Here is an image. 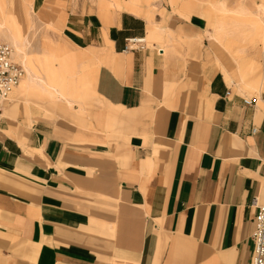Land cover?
Wrapping results in <instances>:
<instances>
[{"label": "crops", "instance_id": "0c3cea01", "mask_svg": "<svg viewBox=\"0 0 264 264\" xmlns=\"http://www.w3.org/2000/svg\"><path fill=\"white\" fill-rule=\"evenodd\" d=\"M198 7L156 27L107 0H67L59 63L28 55L21 101L0 104V264H250L264 73L259 60L240 68L251 92L207 60ZM158 32L167 41L147 45ZM129 37L145 46L125 50ZM75 57L91 73H69Z\"/></svg>", "mask_w": 264, "mask_h": 264}, {"label": "rangeland", "instance_id": "374dc122", "mask_svg": "<svg viewBox=\"0 0 264 264\" xmlns=\"http://www.w3.org/2000/svg\"><path fill=\"white\" fill-rule=\"evenodd\" d=\"M12 1L15 6L18 18L21 21L23 27V34L26 36V51L28 55L38 64L52 61L54 64H58L59 60L53 59L52 51L56 45L60 43L63 38V26L64 21L62 18V7L66 5L67 0H7ZM95 1V0H91ZM110 3L112 9L128 10L127 8L138 11L140 16L146 17L147 20L152 17V20L156 27L159 26L161 21L178 15L183 17L185 15L184 7L185 3L193 1L197 3L198 8H205V25L204 30L200 34L199 38H205V44L202 45V51L205 52L207 60L213 61L216 66L218 63L222 64L228 72L232 73L239 82L240 88H248L251 92L256 90V84L254 83L252 73H240V68H244L246 63L249 62L248 56L251 57L252 53H255L257 60L260 63V72L264 73V51L260 53L258 50L263 45L264 41V0H107ZM214 5L223 3L226 7V11H218ZM10 5V3H9ZM207 8V9H206ZM0 10L3 13L5 10V0H0ZM64 11V10H63ZM129 11V10H128ZM235 11V12H234ZM6 12V10H5ZM5 12L3 22L6 23L14 31L13 26L8 23L5 18ZM133 12V11H131ZM237 12V13H236ZM239 12H241L239 14ZM246 12V13H245ZM135 13V12H134ZM243 13V14H242ZM245 13V14H244ZM242 14V15H241ZM183 15V16H182ZM1 17V16H0ZM239 20L246 27H254L257 29V33H253L249 36L239 34L235 32L239 30L235 26L227 25L226 30H218L216 28L219 21L228 22L232 20ZM263 23V24H262ZM248 26H247V25ZM251 24V25H249ZM253 24V25H252ZM255 24V26H254ZM243 29V27L241 28ZM263 29V35L258 31ZM158 31V30H157ZM214 31L211 38L209 34ZM149 32V31H148ZM169 37L158 32L154 36H146L147 45L151 46L155 41L158 45H163ZM2 39V37L0 38ZM6 41V40H5ZM175 41V40H174ZM258 46V47H257ZM244 47L248 53L247 56H243V53L239 52L240 48ZM257 48V49H256ZM72 68L69 73H78L81 69V73H91L93 66L92 63L87 61H78L75 58L71 59ZM258 64V63H257ZM238 72V73H237ZM50 74V73H47ZM84 90H89V84L87 80L83 82ZM17 87H15L16 89ZM10 95V97L0 104L7 105L9 102L17 99L21 101V92L17 89ZM68 98L80 99L83 96H91V91L86 94H70L65 93ZM35 96V94H33ZM27 97H25V100ZM49 101V100H48ZM56 104V101H49Z\"/></svg>", "mask_w": 264, "mask_h": 264}, {"label": "built area", "instance_id": "2783aa9c", "mask_svg": "<svg viewBox=\"0 0 264 264\" xmlns=\"http://www.w3.org/2000/svg\"><path fill=\"white\" fill-rule=\"evenodd\" d=\"M144 37H129L126 39L125 50L143 48ZM13 46L0 40V102L8 99L23 76V65L14 57ZM246 104L257 101L256 97L244 98ZM253 132L256 127H253ZM251 205L256 207L255 228L252 233L253 254L250 264H264V200L255 196L251 200Z\"/></svg>", "mask_w": 264, "mask_h": 264}, {"label": "bare ground", "instance_id": "6f19581e", "mask_svg": "<svg viewBox=\"0 0 264 264\" xmlns=\"http://www.w3.org/2000/svg\"><path fill=\"white\" fill-rule=\"evenodd\" d=\"M6 0H5V10H6ZM215 8L218 10V11H221V12H224L226 11V7L223 3H219L217 5H214ZM5 10L3 11V13L1 12L0 10V38L2 37V39H5L6 41H8V43H10L12 46H13V52L15 53V56H16V59L23 65L25 66L26 65V62L27 61H30V58L28 56V53L26 52V49H25V46H24V38H21V37H18L15 33V31H13L11 29L10 26H8L6 23L3 22V17H4V12ZM235 12V11H234ZM237 13V12H236ZM241 12H239L240 14ZM246 13V12H245ZM244 13V14H245ZM243 14V13H242ZM241 14V15H242ZM19 24V23H18ZM233 25L235 26L236 28H238L239 30L235 31L238 33V36L239 34H244L246 36H249L250 37V34L253 33V31H255L257 33V29H255L254 27H246L245 24H242L239 20H232L230 21V23L228 22H223V21H219L216 28L218 30H222L223 32L226 30L227 28V25ZM263 24V23H262ZM247 25V24H246ZM251 25V24H249ZM253 25V24H252ZM248 26V25H247ZM255 26V24H254ZM264 26V25H263ZM243 27V29H241ZM259 34L263 35V29H261L260 31H258ZM258 47V46H257ZM257 49V48H256ZM260 53H262L264 51V41H263V45L260 47V49L258 50ZM239 52L243 53V56H247L248 53L246 51V49L244 47L240 48ZM248 59L250 63H253L254 61L257 60L256 56H255V53H252V56L249 57L248 56ZM257 63V61H256ZM257 66V65H256ZM222 67V65H221ZM24 68V67H23ZM223 68V67H222ZM252 68V67H251ZM224 69V68H223ZM226 70V69H225ZM25 71V69H24ZM238 73V72H237ZM31 75V74H30ZM227 75V74H226ZM33 76V75H32ZM36 77V76H35ZM21 79V78H20Z\"/></svg>", "mask_w": 264, "mask_h": 264}]
</instances>
